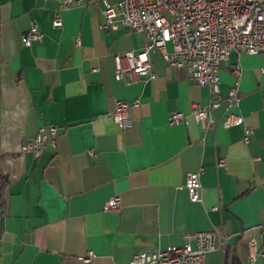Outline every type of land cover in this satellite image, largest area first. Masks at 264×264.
I'll return each instance as SVG.
<instances>
[{"label": "crops", "instance_id": "crops-1", "mask_svg": "<svg viewBox=\"0 0 264 264\" xmlns=\"http://www.w3.org/2000/svg\"><path fill=\"white\" fill-rule=\"evenodd\" d=\"M103 8L101 0H85L64 11L55 30L58 0H0V173L8 177L0 264H85L79 258L90 251L86 264H124L139 251L180 246L185 235L214 227L227 235V247L208 253L205 264H264V254L247 260L249 238L264 252L262 57L233 51L221 64L220 96L234 86L239 66L240 100L232 108L222 101L211 112L216 128L205 130L190 113L209 106L208 88L184 67H167L157 52L149 55L156 79L114 80L112 56L138 52L145 37L123 27L102 31ZM33 23L44 37L25 47L22 35ZM115 100L138 102L128 129L108 117ZM172 112L187 123L169 126ZM228 114L243 124L223 128ZM49 126L57 129L55 148L47 144L37 160L20 152ZM199 170L201 201L192 203L185 178ZM112 198L119 210L104 211Z\"/></svg>", "mask_w": 264, "mask_h": 264}, {"label": "built area", "instance_id": "built-area-1", "mask_svg": "<svg viewBox=\"0 0 264 264\" xmlns=\"http://www.w3.org/2000/svg\"><path fill=\"white\" fill-rule=\"evenodd\" d=\"M103 23L100 29L116 32L120 27L143 34L145 43L138 52H124L112 56L114 80L126 84L140 80L152 81L157 72L150 61V53L157 52L167 67H184L189 79L197 86L206 87L210 92L207 108L195 107L190 117L205 130H214L216 124L211 112L222 101L228 108L239 104L238 82L240 67L234 70L235 84L226 98L220 96L219 69L231 52L259 55L264 62V0H119L110 5L101 0ZM85 0H58V9L53 14L52 28L60 30L63 26L62 13L71 8L83 6ZM43 34L36 24H31L22 35L25 47H31L43 40ZM80 45L78 38L75 40ZM168 45L170 48H168ZM138 102L128 103L115 100L114 108L108 117L122 129L130 128L129 110ZM169 126L185 125L187 116L172 112L167 118ZM243 118L233 114L225 115L221 126L225 129L240 126ZM251 130L244 129V140L248 141ZM58 135L54 126L41 127L33 137L27 138L21 148L22 154H30L37 160L45 146H56ZM91 155V153H90ZM218 167L224 161L217 162ZM202 170L186 175L184 189L192 203H199ZM119 198L107 201L104 211H117ZM264 234V221L259 225ZM247 260L252 262L264 254L254 238L247 240ZM227 235L222 228L214 227L208 231H198L185 235L180 246L166 249L144 250L132 255L124 264H205L206 255L215 250L225 251ZM92 251L79 258L89 263L94 258Z\"/></svg>", "mask_w": 264, "mask_h": 264}, {"label": "trees", "instance_id": "trees-1", "mask_svg": "<svg viewBox=\"0 0 264 264\" xmlns=\"http://www.w3.org/2000/svg\"><path fill=\"white\" fill-rule=\"evenodd\" d=\"M7 183H8V177L3 176L0 173V220L2 219V215H3V203L1 199V192L5 188Z\"/></svg>", "mask_w": 264, "mask_h": 264}]
</instances>
